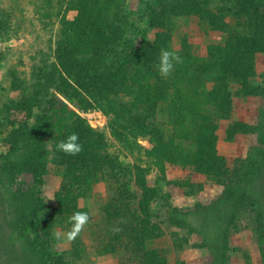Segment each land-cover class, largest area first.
Instances as JSON below:
<instances>
[{
	"label": "rangeland",
	"instance_id": "obj_1",
	"mask_svg": "<svg viewBox=\"0 0 264 264\" xmlns=\"http://www.w3.org/2000/svg\"><path fill=\"white\" fill-rule=\"evenodd\" d=\"M244 2L235 6L239 12L234 16L221 12V7L234 4L213 0L212 9L220 19L215 24L199 20L198 16L166 17L165 27L150 29V17L161 12L157 1L124 0L121 29L114 31L116 38L113 41L112 37L108 46L117 51L116 58L109 55L104 64L118 66L117 59L136 52L132 66L142 67L139 81L146 84L161 77L157 69L161 49L171 50L182 57L183 63L176 65L168 77L181 83L191 80V84L182 83L177 91L162 99L160 108L153 106L152 111L145 112L142 102L147 101L148 92L137 91L139 84L128 87L120 79L119 83L100 91L90 89L89 82H71L73 87L85 91L91 102L96 99L99 104L81 111L61 97L64 106L53 111L52 126L36 139V157L44 171L42 179L37 181L28 171L15 172L17 153L8 141L17 129L15 124L26 123L28 116L10 108L12 103H20L24 98L47 95L45 90L36 92L32 87L36 83L33 70L36 65L55 63L63 17L74 21L78 13L67 12L62 0H0V17L5 25L0 32V127L3 125L0 128L3 133L0 134V264H126L128 257L121 260L124 253L117 255L106 250L107 226L103 220L123 187L136 199L131 206L135 214L149 220L150 230L157 228L158 235L153 237L148 249L158 252L167 264H264V218L247 192L230 194L237 176L232 182L216 183L197 173L193 166L183 167L181 161L167 162V146L156 141L155 134L135 130L132 135L126 125L130 103L137 98L141 101L140 116L148 117L156 108L159 131L165 134L176 129L192 131V124L178 123L177 115L195 112L211 115L218 111L208 101V94L214 93L216 85L222 82L224 91L231 94L232 105L230 108L219 105L225 111V118L217 121L218 153L227 159L231 169L246 160L254 163L264 160V144L259 142L257 133L240 128L232 140L228 139L231 125L257 127L264 115V94L257 97L239 94L240 64L234 60L231 66L237 74L236 80L224 72L222 64L235 52L230 45L238 40L245 43L256 31L264 34V0ZM248 19L251 24L245 23ZM250 61L254 76L244 77L252 85L264 86V53H254ZM112 69L115 70L114 66ZM125 75L130 77L128 73ZM49 93L60 96L53 86ZM3 110L9 112L10 123L5 122ZM33 110L35 116L48 112L40 104L34 105ZM77 117L105 136L106 141L95 147L103 153L107 167L112 160L117 162L112 166L122 170L124 177L82 185L68 183L65 197L73 204L63 202L62 208L55 197L72 175L55 158L52 148L64 128ZM263 131L264 128L260 134L264 138ZM155 151L158 161L150 157ZM142 171L146 173V186L155 188L152 193L144 191L138 183L137 175ZM183 183L188 187L182 188ZM247 186L250 192H262L260 201H264V181H247ZM76 211L89 213L88 226L70 244L56 240L54 233H66L71 227L69 217Z\"/></svg>",
	"mask_w": 264,
	"mask_h": 264
},
{
	"label": "trees",
	"instance_id": "obj_2",
	"mask_svg": "<svg viewBox=\"0 0 264 264\" xmlns=\"http://www.w3.org/2000/svg\"><path fill=\"white\" fill-rule=\"evenodd\" d=\"M45 1L47 2L48 0ZM62 1L67 12L75 10L78 14L74 21H67L66 17H63V32L58 40L55 63L51 65L41 64L42 66L36 65L33 70V76H35L33 80L36 83L32 84V87H34L36 92L45 90L47 95L44 97L34 96L32 98H24L20 103H12L10 108L16 113H26L28 116L26 123L18 122L15 124L17 129L12 132L13 138L10 136V141H8L10 144H13V148L15 149L13 152L17 153V159L14 162L17 170L15 172L28 171L37 181L42 179L44 171L42 164H39L37 161L38 143L36 139L46 128L52 126L54 119L53 111L58 107L64 106L62 98L81 111H87L99 104V101L96 99L91 102V99L86 97L85 91L73 87L71 82H78L79 84H87L89 82L90 89L100 91H105L109 85L112 86L114 83H119L120 79L128 87H134L139 84L140 86L137 88V91L145 90L148 92L147 96L145 95L147 101L142 102L145 112L152 111L153 106L160 108L162 99L170 96L174 90L177 91L183 83L180 81L174 82L173 78L160 77L157 80L155 78L150 83L143 84L139 81L143 72L142 67L132 66V60L137 55L136 52L125 55V58L122 60L117 59L119 61L118 66L115 63H111L113 65L104 64L106 57L112 56V54L115 56L117 52L116 50L112 51L108 46L111 45L112 37L113 41L116 38L114 31L121 29L120 14L122 13L124 0ZM156 1L160 6L161 12H155L150 17V29L165 27L166 17L198 16L199 20H205L209 24H215V20H220L216 17L218 14H215L212 9L213 0ZM227 2L234 4L233 7H221V12L222 14L225 12L234 16L239 12L235 6H242L245 3L244 0H227ZM225 7L226 9L224 10L223 8ZM257 11L258 8L255 9V12ZM245 23L251 24V20L248 19ZM3 28H5V25H3L0 17V32H2ZM249 36L245 38L248 39ZM142 43H145V40H142ZM232 46L230 45V49L235 52L222 63L224 72L234 76V80H236L237 74H235L232 69L233 67H231L235 60L240 64L239 72L242 74L241 78L238 76L240 80L242 79L239 94L248 97H257L264 94V86L252 85L244 77L245 74L248 75L247 78L254 76L251 72L253 66L250 60H252L254 53H264V34L256 31L245 43L238 40ZM112 66H114L115 70L112 69ZM125 73H128L130 77L127 78ZM185 84L190 85L191 80H185L183 85ZM51 86L55 88V91L59 92L60 96L49 93ZM208 96V101L213 103L218 111L211 113V115L195 111V113L188 115H177L178 123H184L185 125L192 124L193 130L185 132L176 129L170 130L167 134L157 129L156 118L159 113L156 112V108L148 117L140 116L138 107L141 105V101H137V98H135L130 103V110L127 114L126 125L129 128L128 132L134 135L135 130H138L139 132L148 131L155 134L156 141H160L167 146V162L174 164L176 161H181L183 167L184 165L193 166L197 173L216 183L232 182V178L237 176V181L234 182L235 186L230 194L247 192V197L252 200L253 205L257 204L260 207L261 211L259 214L264 218V201H260L263 193L258 191L257 193L250 192L247 186V181H264V160L256 163L246 160L241 165H237L236 169H231L228 166L227 159L220 156L217 150V121L218 119L225 118V111L222 108L219 109V105L222 104L223 107L230 108L232 97L229 91H224L222 82L216 85L214 93H210ZM178 98L182 100V97ZM146 103L149 104L146 105ZM36 104H40L48 112L35 116L33 108ZM2 113L5 122L10 123L9 112L5 113L3 110ZM30 120H32V124H29ZM1 127L3 128L2 123ZM240 128L251 134L257 133L259 142L264 144L263 135L260 134V131L264 128V115H262L257 127H243L239 124L231 125L228 131V139L232 140L240 132ZM73 132L79 135V142L83 145V151L77 156H69L58 152L56 144ZM105 141L106 139L103 134L94 131L86 125L82 118L77 117L70 125L64 128V132L59 135L57 142H54L52 151L56 152L55 158L59 159L60 163L72 175L69 176V180L66 179L60 192L55 197L62 208L63 204H73V202H68V197H65L68 183H74V185L81 183L82 185L85 182L111 181L112 179L124 177L122 170L113 168L117 162L112 160V163H108L107 167V163L103 160V153H100L96 149V145H101ZM182 146H186L187 148H183L182 150ZM181 152H183L182 155H180ZM156 153L157 151L153 152L150 157L158 161ZM235 171H239L237 175H233ZM137 180L144 191L152 193L155 190V188L149 189L146 186V173L144 171L140 175H137ZM184 184L181 187L187 188L188 185L184 186ZM62 193H64V196L61 195ZM133 202H136V199L128 192L127 187H123V190L120 191V194L115 195L110 207L106 210L103 219L107 226L104 236L108 242V244H105L106 250L117 255H121V252L124 253L121 260L128 257L127 261H125L126 264H167L166 259L158 252L148 249L153 237L158 235L157 228L150 230L149 220L145 221L135 214V211L131 207L133 206Z\"/></svg>",
	"mask_w": 264,
	"mask_h": 264
},
{
	"label": "clouds",
	"instance_id": "obj_3",
	"mask_svg": "<svg viewBox=\"0 0 264 264\" xmlns=\"http://www.w3.org/2000/svg\"><path fill=\"white\" fill-rule=\"evenodd\" d=\"M183 59L176 52L166 49H161L157 69L162 78H167L172 74L176 65L182 64ZM79 135L75 132L68 135L65 139L60 140L56 144V150L65 155L77 156L83 151V145L79 142ZM53 198H49L51 200ZM90 215L85 211H76L69 217L70 229L66 233L56 232L54 238L56 240L63 239L66 243H72L88 226Z\"/></svg>",
	"mask_w": 264,
	"mask_h": 264
}]
</instances>
